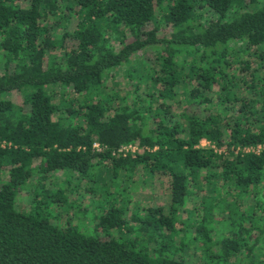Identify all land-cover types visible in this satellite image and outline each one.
I'll return each mask as SVG.
<instances>
[{"label":"trees","instance_id":"1","mask_svg":"<svg viewBox=\"0 0 264 264\" xmlns=\"http://www.w3.org/2000/svg\"><path fill=\"white\" fill-rule=\"evenodd\" d=\"M261 144L264 0H0V264H264Z\"/></svg>","mask_w":264,"mask_h":264},{"label":"rangeland","instance_id":"2","mask_svg":"<svg viewBox=\"0 0 264 264\" xmlns=\"http://www.w3.org/2000/svg\"><path fill=\"white\" fill-rule=\"evenodd\" d=\"M109 84L114 87L119 86V90L121 93L126 90V85L124 81L122 80V76L120 72L114 76L112 83L111 81H109ZM7 97L15 104H18L20 101V96L14 91L9 92L7 94ZM200 144L205 146L206 141L201 140ZM60 178H61L60 176H57L55 177V180L58 181ZM46 183L49 184L48 181H46ZM85 187H86V184L84 183V181H82L81 183L78 184V187L75 189L74 192H70L67 190L65 192L70 198H75L76 201L79 202L81 206L83 205L86 206L87 199L91 198L92 195L86 191ZM70 188L72 187L70 186ZM130 195H131V198L135 200L137 204H139V206L162 204L165 208L167 207L168 191H167V187L165 185L164 179H160V178L154 179V184L151 186L147 185L143 187L141 185H138L135 190L130 192ZM17 206L22 207L23 204H18ZM132 209L129 208V211H131ZM68 214H70L71 220L72 219L79 220L80 216H82L81 211L79 213V217H76L75 215H73L71 211ZM187 250L189 253L191 252V248ZM185 256L191 262L196 263L197 261L196 256L193 257V255L191 256L188 254H185Z\"/></svg>","mask_w":264,"mask_h":264},{"label":"built area","instance_id":"3","mask_svg":"<svg viewBox=\"0 0 264 264\" xmlns=\"http://www.w3.org/2000/svg\"><path fill=\"white\" fill-rule=\"evenodd\" d=\"M93 146H97L96 144H93ZM123 148V147H122ZM132 149V148H131ZM244 151L251 150L255 153H257L259 150H264V144L257 145L255 148H243Z\"/></svg>","mask_w":264,"mask_h":264}]
</instances>
